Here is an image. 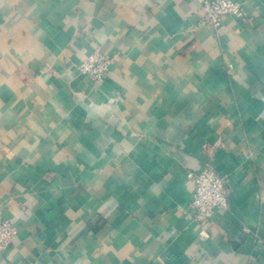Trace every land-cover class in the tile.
<instances>
[{
  "label": "crops",
  "instance_id": "1",
  "mask_svg": "<svg viewBox=\"0 0 264 264\" xmlns=\"http://www.w3.org/2000/svg\"><path fill=\"white\" fill-rule=\"evenodd\" d=\"M0 0V264H264V0ZM113 60L103 81L78 66ZM225 177L201 234L187 172Z\"/></svg>",
  "mask_w": 264,
  "mask_h": 264
},
{
  "label": "built area",
  "instance_id": "2",
  "mask_svg": "<svg viewBox=\"0 0 264 264\" xmlns=\"http://www.w3.org/2000/svg\"><path fill=\"white\" fill-rule=\"evenodd\" d=\"M201 11L199 26L210 24L219 27L227 16L239 21L247 18L243 4L237 0H202ZM112 63L110 57L95 50L78 66V70L82 75L95 81H103ZM187 177L193 183V194L188 207L195 224L200 227L202 236L207 238L208 226L215 221L217 214L229 209V189L226 179L208 164L188 171ZM17 234V227L0 211V250L12 245Z\"/></svg>",
  "mask_w": 264,
  "mask_h": 264
}]
</instances>
